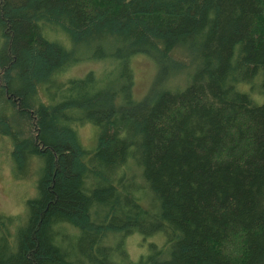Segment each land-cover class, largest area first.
Listing matches in <instances>:
<instances>
[{
    "label": "trees",
    "instance_id": "16d2710c",
    "mask_svg": "<svg viewBox=\"0 0 264 264\" xmlns=\"http://www.w3.org/2000/svg\"><path fill=\"white\" fill-rule=\"evenodd\" d=\"M0 141V264H264V0H0Z\"/></svg>",
    "mask_w": 264,
    "mask_h": 264
},
{
    "label": "rangeland",
    "instance_id": "374dc122",
    "mask_svg": "<svg viewBox=\"0 0 264 264\" xmlns=\"http://www.w3.org/2000/svg\"><path fill=\"white\" fill-rule=\"evenodd\" d=\"M131 65L133 71V95L140 98L153 79L152 64L146 61L144 57H134L131 60ZM98 67L99 65L95 63L80 64L71 68L63 78L81 77L87 71H95ZM78 133L81 141L87 143V147H90L93 143V128L89 125H83L79 128ZM5 149L6 143L0 141V213L15 216L22 214V200L32 197L34 194V177L28 178V175L23 174V181L15 180L9 168V159L5 155ZM127 245V251L131 259H135L143 251L138 237H131Z\"/></svg>",
    "mask_w": 264,
    "mask_h": 264
}]
</instances>
